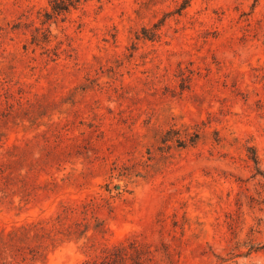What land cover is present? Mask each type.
Here are the masks:
<instances>
[{
    "label": "rangeland",
    "instance_id": "obj_1",
    "mask_svg": "<svg viewBox=\"0 0 264 264\" xmlns=\"http://www.w3.org/2000/svg\"><path fill=\"white\" fill-rule=\"evenodd\" d=\"M15 143L29 194L0 200V229L90 227L33 264L123 242L115 264H264V0H0Z\"/></svg>",
    "mask_w": 264,
    "mask_h": 264
},
{
    "label": "trees",
    "instance_id": "obj_2",
    "mask_svg": "<svg viewBox=\"0 0 264 264\" xmlns=\"http://www.w3.org/2000/svg\"><path fill=\"white\" fill-rule=\"evenodd\" d=\"M80 3L81 0H52L53 13H67L73 6ZM48 30L44 32V41L50 40L51 30ZM147 32L145 31V35L152 38ZM41 40L38 34L34 35L33 42L40 43ZM20 148L21 145L15 143L4 151H0V200L11 194L12 197L21 195L22 199H26L29 194L28 186L22 181L20 174L15 173L14 170V165L21 161V156L17 153ZM253 158L259 162L257 156ZM91 204L86 201L84 206ZM63 206L65 212H73L76 209L73 202ZM62 215L63 212L58 210L56 217L53 215L51 220H58L63 227H58L56 223L54 227H51L48 225L50 220L39 219L25 221L11 229H0V264H16L20 261L25 262L24 264H33L38 260L45 261L49 252L60 243L72 239L79 240L87 236L89 225L83 228L80 222H76V225L63 222ZM96 228H100L101 231L105 229L102 224L97 225ZM54 229H57L55 233H53ZM104 252L103 259L91 257L87 258L83 264H115L118 260L126 259L128 248L123 242L120 245L105 248Z\"/></svg>",
    "mask_w": 264,
    "mask_h": 264
}]
</instances>
